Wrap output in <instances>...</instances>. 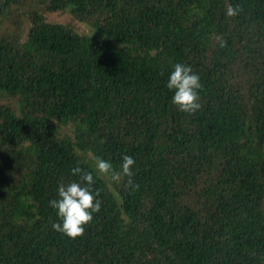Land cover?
Returning a JSON list of instances; mask_svg holds the SVG:
<instances>
[{
	"label": "trees",
	"instance_id": "obj_1",
	"mask_svg": "<svg viewBox=\"0 0 264 264\" xmlns=\"http://www.w3.org/2000/svg\"><path fill=\"white\" fill-rule=\"evenodd\" d=\"M4 96L0 264H264V0H0Z\"/></svg>",
	"mask_w": 264,
	"mask_h": 264
},
{
	"label": "rangeland",
	"instance_id": "obj_2",
	"mask_svg": "<svg viewBox=\"0 0 264 264\" xmlns=\"http://www.w3.org/2000/svg\"><path fill=\"white\" fill-rule=\"evenodd\" d=\"M35 1H39V0H35ZM45 4L43 3H38L37 4V7L39 8L40 11L43 12L45 18L50 21V22H57V23H66V24H70L72 25L75 29H78L80 31H87V28L85 26V24L83 23H80V22H75L71 15L67 12V11H48L45 6L47 4V2H44ZM9 21H7L6 25L9 29L12 28V25L11 23H8ZM25 26L24 27V32H23V35L26 36L27 32H28V27L30 25V22L29 20L25 19ZM228 30H230V28H228ZM239 80L241 81L240 77H239ZM7 96H4V98H1L0 99V105L3 104V103H8V104H15V100L11 99V98H6ZM243 103H247L248 102V98L247 96H241L240 98ZM251 104V102H248ZM69 130V129H68ZM96 163V162H95ZM95 168L96 170L101 173V175H103L104 177H107L108 176L105 174V172L103 171V169L101 168V165H98V164H95ZM13 170H10L9 169V172L12 173ZM203 185V184H202Z\"/></svg>",
	"mask_w": 264,
	"mask_h": 264
}]
</instances>
